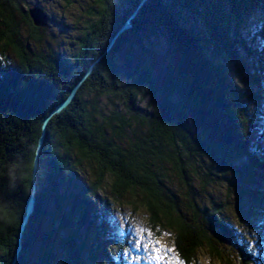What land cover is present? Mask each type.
I'll return each instance as SVG.
<instances>
[{
    "label": "trees",
    "instance_id": "16d2710c",
    "mask_svg": "<svg viewBox=\"0 0 264 264\" xmlns=\"http://www.w3.org/2000/svg\"><path fill=\"white\" fill-rule=\"evenodd\" d=\"M92 1L94 19L66 56L30 49L17 13L28 39L38 28L20 0H0V264H11L18 246L13 264H127L121 252L135 239L115 223L110 199H99L104 189L116 200L135 195L150 226L173 233L184 264L200 248L222 258L219 242L235 249L239 264L250 263L254 254L237 241L221 201L200 208L192 185L231 183L229 172H237L247 194L253 169L264 171V125L243 91L246 84L264 95V0H146L50 117L34 166L43 119L140 0ZM255 11L263 19L253 39ZM166 168L194 202L183 203Z\"/></svg>",
    "mask_w": 264,
    "mask_h": 264
},
{
    "label": "rangeland",
    "instance_id": "374dc122",
    "mask_svg": "<svg viewBox=\"0 0 264 264\" xmlns=\"http://www.w3.org/2000/svg\"><path fill=\"white\" fill-rule=\"evenodd\" d=\"M20 2L23 12L25 11L28 14L29 9L39 8L46 17L45 25L35 26L28 15L33 26L38 28L36 31L38 38L34 40L27 38L29 34L28 25L22 21L23 15L21 14V17L17 13L16 19L21 29V36L23 39H27L24 40L25 44L30 49L38 52L48 53L49 51H55L61 52L66 56L71 55L76 50L77 39L85 26L94 19V15L91 12H94L96 9V4L92 0H20ZM140 2L141 0L125 18L122 25L127 20H130L131 26L132 20L143 5ZM262 19L263 16L259 11H255L250 16L248 24H250L249 27L252 29L251 37H253L259 28ZM255 39L260 44L259 37L257 36ZM111 40L104 52L89 64L87 70L90 69L91 72L101 56L112 47L115 40L113 42ZM160 43L163 46L165 45L163 41ZM6 56L8 62L15 64V57H13L10 50L7 51ZM244 86L245 90L243 91H246L244 98L250 110H252L251 113L257 116L258 124L264 125V117L262 116L264 95L251 93L247 89L246 84ZM149 100V95L144 96V102ZM237 165H242V162H238ZM238 174L237 172H233L232 174L229 172L228 175L232 179L231 183L224 181L221 185L208 187L204 190L200 188L201 185H197L194 181L195 186L193 184L192 188L193 191H196L195 194L198 197L196 203L200 208H210L212 206L211 201H221V212L228 220L227 223H230L235 229L237 241L244 243L254 254V258L248 264H264V171L255 172L253 169L250 176L252 183L249 184L248 190L245 189L247 194L244 193L241 187L244 181H241L242 179ZM166 175L170 179L168 180L170 185L184 199L183 203L187 205L194 202L192 199H189L190 197L186 196L188 188L185 184L180 183L171 171L168 172L167 170ZM108 192L107 189L101 190L99 192V199L101 200V197L110 199L111 206L114 207L113 218L115 223L118 222L120 228H125L132 234L130 236L135 239L131 243V247L127 246L121 252L127 264H184L175 253L173 233L169 229L161 228L159 225L151 227L148 223V213L140 206L139 199H137L138 201L133 199L135 195L129 193L126 198L116 200ZM97 204L98 207L101 206L100 203ZM221 243H217V247L222 251V258H218L215 254L210 253L207 248H200L196 253L195 260L190 264H239L240 257L235 252V249L231 250L230 246ZM114 249L117 250L116 247ZM169 249L172 251H169ZM157 255L163 257V259H156ZM139 257L142 260H138Z\"/></svg>",
    "mask_w": 264,
    "mask_h": 264
},
{
    "label": "water",
    "instance_id": "95a60500",
    "mask_svg": "<svg viewBox=\"0 0 264 264\" xmlns=\"http://www.w3.org/2000/svg\"><path fill=\"white\" fill-rule=\"evenodd\" d=\"M146 0H141L140 4H144ZM28 14L32 20V23L35 26H43L45 25V19L46 17L44 16V14L42 13L41 10H39V8H31L28 10ZM135 14V13H134ZM130 27V20H127L121 27L120 29L116 32V34L113 36L111 42H113L115 40V38L124 30H126L127 28ZM90 69H88L86 71L85 74H83V76L75 83V85L71 88V90L69 91L68 95L57 105L54 106V108L48 113V115L43 119L42 125H41V134L38 138V142H37V151L35 154V158H34V166L36 164L37 161V156H38V150L40 149L42 142H43V138H44V131H45V127L46 124L48 122V120L50 119L51 116L59 113L75 96V93L77 91V89L79 88V86L81 85V83L84 81L85 77L89 74ZM33 205H34V199L32 196H30V198L28 199L26 206H25V210H24V215L21 221V226L19 229V234H18V239H20V235L23 231L24 225L26 224L29 215L32 213L33 211ZM19 250V246L17 247L16 253L14 255V258L11 262V264L14 263V259L17 255V252Z\"/></svg>",
    "mask_w": 264,
    "mask_h": 264
},
{
    "label": "snow or ice",
    "instance_id": "6c2138e0",
    "mask_svg": "<svg viewBox=\"0 0 264 264\" xmlns=\"http://www.w3.org/2000/svg\"><path fill=\"white\" fill-rule=\"evenodd\" d=\"M169 251H172V250H171V249H169ZM156 259H163V257H161V256L157 255V256H156Z\"/></svg>",
    "mask_w": 264,
    "mask_h": 264
}]
</instances>
